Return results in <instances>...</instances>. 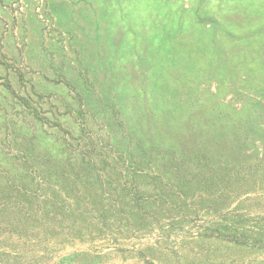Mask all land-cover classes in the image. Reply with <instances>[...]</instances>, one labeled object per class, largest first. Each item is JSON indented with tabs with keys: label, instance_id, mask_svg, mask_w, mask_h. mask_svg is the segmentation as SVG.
Returning <instances> with one entry per match:
<instances>
[{
	"label": "rangeland",
	"instance_id": "obj_1",
	"mask_svg": "<svg viewBox=\"0 0 264 264\" xmlns=\"http://www.w3.org/2000/svg\"><path fill=\"white\" fill-rule=\"evenodd\" d=\"M0 264H264V0H0Z\"/></svg>",
	"mask_w": 264,
	"mask_h": 264
}]
</instances>
